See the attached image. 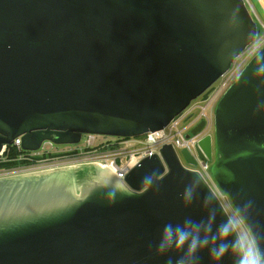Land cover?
I'll use <instances>...</instances> for the list:
<instances>
[{
    "label": "water",
    "instance_id": "obj_1",
    "mask_svg": "<svg viewBox=\"0 0 264 264\" xmlns=\"http://www.w3.org/2000/svg\"><path fill=\"white\" fill-rule=\"evenodd\" d=\"M252 14L246 0H0V155L17 139L28 153L161 139L258 38ZM213 123L195 155L264 263V47ZM179 154L142 159L127 189L97 175L77 202L52 177L0 180V264H245L224 207Z\"/></svg>",
    "mask_w": 264,
    "mask_h": 264
},
{
    "label": "built area",
    "instance_id": "obj_2",
    "mask_svg": "<svg viewBox=\"0 0 264 264\" xmlns=\"http://www.w3.org/2000/svg\"><path fill=\"white\" fill-rule=\"evenodd\" d=\"M247 3V1H246ZM249 7V5H248ZM250 9V7H249ZM252 12V11H251ZM260 24V33L255 42L249 46V48L233 63L230 70L222 76L208 91H206L201 97L197 98L195 101L191 102L188 108L177 118H175L169 125L163 130V135L161 139H156L152 134L148 133L140 138L127 139L136 148H131L126 153L125 156L118 158V161L124 162L122 164L118 163L115 157L110 165V169L118 180H123L128 173L144 158L150 157L154 154H158L159 149L163 145H170L180 157L179 152L181 150H187L195 160V166L185 165L184 167L192 172L197 173L204 182L208 185L211 191L215 194L221 205L224 207L226 213L228 214L232 225L234 226L240 242L244 239L245 243L248 245L249 254L253 255L251 239H249V233L245 229L239 217H235L231 214L232 207L230 206L227 198L220 193L214 184L211 174L210 167L211 163H203L199 161L195 155L196 144L205 136L210 135L213 137L214 123H213V113L214 108L229 88V86L234 82L238 74L248 63V61L264 47V24L261 23L257 18L255 19ZM200 122L203 123L201 130L196 135H190L185 138L186 134L198 125ZM93 137H86V147H91V140ZM115 139V138H114ZM122 140V139H116ZM90 141V142H89ZM89 142V143H88ZM119 144V143H118ZM14 146L20 147V139H17L12 144ZM118 151L112 154V156H117ZM3 154L0 155V158ZM2 176V174H0ZM235 212V211H234ZM237 215V214H236ZM238 216V215H237ZM251 243V245L249 244ZM243 245V243H242Z\"/></svg>",
    "mask_w": 264,
    "mask_h": 264
},
{
    "label": "rangeland",
    "instance_id": "obj_3",
    "mask_svg": "<svg viewBox=\"0 0 264 264\" xmlns=\"http://www.w3.org/2000/svg\"><path fill=\"white\" fill-rule=\"evenodd\" d=\"M258 25L260 24L258 23ZM86 137L87 136H83L81 143L77 146H50L49 144H45L44 148L39 152L29 153L30 155L28 158L31 159L29 161L33 166L27 167V164L25 163L24 167H21L23 169L34 168V171L23 173H16L17 170L9 171L5 173L7 174L5 176L0 175V180L12 177H30L34 180L52 177L51 179L54 180V184H56L58 188H61L64 194L68 195L70 197L69 199L72 198L74 202H77L84 197L82 189L88 187L91 182L96 181L97 175L106 178L114 185H120L127 189L123 180H118L113 172L110 175L108 170L111 171L109 167L115 161V157H117L116 160L118 161V158L125 156L129 149L136 147L130 143V140H116L113 138L93 136L91 147L87 148L85 142ZM43 150L47 152L45 155L46 162L42 161L44 160L42 159L37 163H33V158L36 160L38 157L44 156ZM116 151H118V155L112 156ZM59 157H63V159H60ZM123 162L124 159L118 161L117 164H122ZM89 164H92L93 167L90 168L89 166L88 168L85 166L84 168V165ZM94 171H96L97 174ZM0 174L3 173L0 172ZM231 214L236 218L238 217L232 210ZM248 237L251 239L250 235ZM242 243L245 254V264H264L259 260L252 240V256L249 254L248 245L245 243L244 239H242ZM251 243L249 244L251 245Z\"/></svg>",
    "mask_w": 264,
    "mask_h": 264
},
{
    "label": "trees",
    "instance_id": "obj_4",
    "mask_svg": "<svg viewBox=\"0 0 264 264\" xmlns=\"http://www.w3.org/2000/svg\"><path fill=\"white\" fill-rule=\"evenodd\" d=\"M258 31L260 33L261 29L260 26L257 25ZM43 154L44 156L42 157H38L36 161L33 158V163H37L39 162V160L45 161L46 157L45 155L47 154V152H45L43 150ZM30 154L28 152H22L20 147L11 145V146H7L3 156L0 158V172H2V176H5L7 174H5L6 172L9 171H13V170H17L16 173H23V172H28V171H34V168H21L24 167L25 163L27 164L26 166H33L32 163H30L28 156ZM60 159H63V157H59ZM48 160V159H47ZM46 162V161H45Z\"/></svg>",
    "mask_w": 264,
    "mask_h": 264
},
{
    "label": "crops",
    "instance_id": "obj_5",
    "mask_svg": "<svg viewBox=\"0 0 264 264\" xmlns=\"http://www.w3.org/2000/svg\"><path fill=\"white\" fill-rule=\"evenodd\" d=\"M254 18L264 24V0H246Z\"/></svg>",
    "mask_w": 264,
    "mask_h": 264
},
{
    "label": "flooded vegetation",
    "instance_id": "obj_6",
    "mask_svg": "<svg viewBox=\"0 0 264 264\" xmlns=\"http://www.w3.org/2000/svg\"><path fill=\"white\" fill-rule=\"evenodd\" d=\"M114 139V138H113ZM7 179H10V178H7ZM31 178L30 177H26V178H19V179H17V180H12V181H9V183L8 182H5L6 184H9V185H12V184H14L13 182H21V181H24V182H27L28 180H30ZM1 180H4V179H1ZM44 181H42L41 183H43ZM44 186H50V185H47V184H45Z\"/></svg>",
    "mask_w": 264,
    "mask_h": 264
},
{
    "label": "clouds",
    "instance_id": "obj_7",
    "mask_svg": "<svg viewBox=\"0 0 264 264\" xmlns=\"http://www.w3.org/2000/svg\"><path fill=\"white\" fill-rule=\"evenodd\" d=\"M111 195H115V193H112ZM189 195H190V192H189ZM223 227H226V226H222L221 227V229H223ZM222 246V245H221ZM193 248H195V244L193 245ZM222 248L223 247H219V248H217L215 251H216V253L219 255V254H222Z\"/></svg>",
    "mask_w": 264,
    "mask_h": 264
},
{
    "label": "bare ground",
    "instance_id": "obj_8",
    "mask_svg": "<svg viewBox=\"0 0 264 264\" xmlns=\"http://www.w3.org/2000/svg\"><path fill=\"white\" fill-rule=\"evenodd\" d=\"M95 166V165H94ZM100 170V169H99ZM103 170V169H102ZM108 172L110 173V175H111V173H112V170L110 171V170H108ZM113 175V174H112Z\"/></svg>",
    "mask_w": 264,
    "mask_h": 264
}]
</instances>
